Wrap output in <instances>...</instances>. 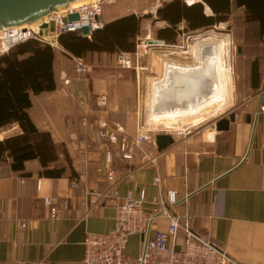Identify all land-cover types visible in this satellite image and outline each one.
Wrapping results in <instances>:
<instances>
[{"label":"crops","instance_id":"crops-1","mask_svg":"<svg viewBox=\"0 0 264 264\" xmlns=\"http://www.w3.org/2000/svg\"><path fill=\"white\" fill-rule=\"evenodd\" d=\"M188 4L192 3L188 0ZM231 8L232 19L244 15V8L238 7L235 0ZM204 10L207 15L213 14L206 3ZM104 13L106 22L136 14L128 9L122 14ZM178 29L181 30L180 24ZM242 51L243 48L239 53ZM103 56L109 58L112 54ZM242 57L248 63L246 82L242 88L236 86L232 108L221 113L226 116L236 113L229 130L218 131L215 123H208L197 132L186 133L187 129L182 128V134H177L179 127L174 128L177 130L171 133L173 143L168 148L159 150L157 144L152 148L157 156L154 166L140 165L139 157L134 164L116 159L114 182L108 180L105 171V147L96 121L86 118L87 95L100 90L103 84L98 75L102 72L90 67L85 76L78 72L68 87L57 86L53 91L33 95V120L41 130L50 132L56 142L65 143L77 176H41L37 160L26 163L25 171L31 174L23 175L12 170L9 159L0 161V264H62L82 260L87 234L107 233L115 227L114 205L85 206L87 193L111 187L121 197L131 194L138 198L145 191L148 211L157 207L155 199L166 198L169 192L176 191L177 213L186 217L193 229L207 234L243 264H264V56ZM254 60L262 61L257 86L251 75ZM100 91L110 96L108 119L135 136L141 123L136 87H121L110 80ZM62 94L73 96L70 116L75 117L76 124L66 125L55 117L61 119L56 111L61 110L58 99ZM50 110L55 112L51 114ZM143 110L146 121V104ZM13 126L19 128L18 133L22 131L18 124ZM61 158L64 159L63 154ZM157 175L161 176L160 183L155 180ZM75 179L78 187L72 186ZM46 197H53L58 206L62 205L60 217H51ZM168 225V218L159 217L152 228L166 229ZM180 237L183 238L182 232ZM127 249L129 254L138 256L140 238L132 236Z\"/></svg>","mask_w":264,"mask_h":264},{"label":"built area","instance_id":"built-area-1","mask_svg":"<svg viewBox=\"0 0 264 264\" xmlns=\"http://www.w3.org/2000/svg\"><path fill=\"white\" fill-rule=\"evenodd\" d=\"M170 1L172 0H160V5ZM184 1L188 3V0ZM104 5V0L87 1L76 7L69 5L64 10L53 11L39 23L4 27L0 32V59L30 39L61 49L58 38L62 33L79 32L91 37L95 30L105 25ZM72 14H78L79 19L69 21L68 17ZM43 22L47 23V27L42 28ZM51 23H54L53 31ZM84 26L90 29L87 35L82 33ZM180 29L184 27L180 26ZM75 60L78 62V72H85L83 59ZM116 60L123 68H137L128 53L117 54ZM102 95L99 104L105 107L108 104L107 98L105 94ZM96 125L105 147L104 167L108 180H115V159L134 164L139 157L142 166L156 164L157 156L152 152V148L156 147V140L141 123L135 136L128 135L121 124L109 121L104 116L96 121ZM182 133L183 130L177 131V134ZM155 180L160 183L161 176L157 175ZM72 186H79L77 179L72 181ZM154 201L157 207L148 211L145 208V191L138 198L131 194L121 197L118 192H112V187L104 191H89L84 205L100 207L112 203L116 211L115 227L107 233H88L84 241L83 259L62 264H243L228 255L207 234L193 229L186 217L182 218L177 213L179 199L176 191L169 192L166 198ZM45 202L51 207V217H60L62 205L58 206L53 197H46ZM159 217L168 218L169 225L166 229L154 230L152 227ZM181 232L183 238L180 237ZM132 236L140 238V251L136 257L130 256L127 249Z\"/></svg>","mask_w":264,"mask_h":264},{"label":"trees","instance_id":"trees-1","mask_svg":"<svg viewBox=\"0 0 264 264\" xmlns=\"http://www.w3.org/2000/svg\"><path fill=\"white\" fill-rule=\"evenodd\" d=\"M235 1L238 7L244 8V15L236 18L242 29H246L242 55L264 56V0ZM204 3L212 9V15L205 13ZM231 7L232 0H202L192 4L182 0L167 2L157 13L167 23L159 37L168 43H175L178 26L182 22L186 24V29L212 27L229 19ZM140 21L136 14H129L107 22L91 37L79 32L62 33L58 38L60 51L74 61L76 58L85 59L90 54L131 53L135 51ZM60 51L47 43L30 39L0 59V132L15 123L22 130L20 134L0 140V161L9 159L12 170L23 175L31 174L25 171L26 163L37 160L41 176H77L65 143L56 142L50 132L41 130L31 115L32 96L53 91L58 86L56 65L60 60ZM251 75L257 86L261 81L262 61L254 60Z\"/></svg>","mask_w":264,"mask_h":264},{"label":"rangeland","instance_id":"rangeland-1","mask_svg":"<svg viewBox=\"0 0 264 264\" xmlns=\"http://www.w3.org/2000/svg\"><path fill=\"white\" fill-rule=\"evenodd\" d=\"M105 1V11L110 12L111 14H122L124 11L128 9L129 12H134L138 17L141 18L140 21V30L139 34L136 38V47L135 51L129 53L130 57L136 64V67L133 68H123L119 66L117 63V54L121 52H117L115 54H112L109 58H105L103 54H90L83 60L84 65L86 66V72L89 71L90 67L94 68L97 71H100L98 76V80L102 81V86H106V83L110 80H112L115 84H121V87H127L133 85L137 89V98H138V109L137 113L140 115L141 118V125H143L144 129H147L151 134H158V133H172L177 129H171L163 125H159L156 127L149 126L146 121L144 120V104H145V97L146 92L148 89V82L147 77L152 75L160 76L162 75L163 66H164V59L170 58L171 60H179L181 61H192L193 60V47L195 46L196 41L198 40V36L202 34L209 33V35H218L223 36L225 38H228L230 42V66L232 68V91H231V102L227 104L221 111H218L214 113L213 111L217 106H213L211 108L206 109L203 111V120L201 122H197L194 126L186 125L183 126L182 123L175 124L176 128L178 129L184 128L186 130V133L189 131L197 132L204 128V126H207L208 123L212 124L215 123V120L220 117L222 112L225 110L232 108L234 104V97H235V90L236 86L238 88H242V83L246 82V71L248 69V63L244 58L242 57V53H239V45H245V41L243 36H245L246 29H242V25L240 21L235 20L233 21V13L229 14V19L226 21H223L222 23H217L212 27H203L199 29H186L184 22L180 24V26H183L184 29L177 30L179 31L178 35V41L175 43H168L164 39H161L159 37L161 29L167 27L166 21L160 19L158 17V14L155 12L156 8L159 9L160 7H163V5H160V0H104ZM184 1V0H182ZM196 1V0H195ZM195 1H190L191 3ZM185 2V1H184ZM209 11V8L207 9ZM105 18V14H104ZM106 21V20H105ZM231 21V22H230ZM107 22H105L106 24ZM227 23V24H226ZM160 39L164 40L167 45H169V48L167 49H156L155 51L151 52L150 48L151 46L147 45V39ZM184 45V46H183ZM245 46L241 47L244 49ZM61 49H57L59 52ZM127 53V52H125ZM162 53V54H161ZM264 53V52H263ZM60 60L58 61V64L56 65V76L58 81V88L61 87H68L71 85L72 79L76 76L78 73V62L74 61L71 58H68L63 55V53L60 51ZM161 56V58L159 57ZM192 55V56H191ZM61 65V68H60ZM108 65V66H107ZM108 67V69H107ZM59 68L61 70H59ZM107 69V70H106ZM63 73H66V75L62 78ZM80 73V72H79ZM81 74V73H80ZM66 80L69 82L67 83ZM93 80L90 79V83H92ZM102 86L99 88L102 89ZM98 89V88H97ZM98 90V92L94 93L92 92L90 95H87V107L88 111L86 114V118L88 121L91 119H94L97 121L101 116H104L107 120L108 119V104L110 101V96L106 92H101ZM102 94H105L107 98V106H102L99 104ZM36 99V98H35ZM61 110H57L56 113L61 115V119H59L57 116H55L61 123H65L68 125L70 122H75V117H71L70 112L74 108L72 106V103H74L73 96L68 95V97L64 96V94L61 95V98L58 99ZM35 101V100H34ZM104 107V108H103ZM104 109V111H103ZM209 111V112H208ZM51 114L55 112V110H50ZM43 115V114H42ZM225 116V115H222ZM191 119L185 118V123H189ZM14 124L8 125L5 128H3L0 132V140H3L7 137L14 136L18 133L17 129H19L16 126H13ZM60 125V124H59ZM20 127V126H19ZM21 128V127H20ZM73 128L74 124H73ZM98 128V127H97ZM99 134V133H98ZM100 137V136H99ZM101 140V139H100ZM102 141V140H101ZM116 160V159H115ZM120 161V160H119ZM116 161H114L113 165ZM114 167V166H113ZM131 250V249H130ZM129 253V252H128ZM132 253V252H131ZM130 256L135 257V255L130 254Z\"/></svg>","mask_w":264,"mask_h":264},{"label":"bare ground","instance_id":"bare-ground-1","mask_svg":"<svg viewBox=\"0 0 264 264\" xmlns=\"http://www.w3.org/2000/svg\"><path fill=\"white\" fill-rule=\"evenodd\" d=\"M87 1L92 0L77 1L70 5L76 7ZM197 39L191 62L164 59L162 75L151 74L147 77L146 122L174 129L175 124L185 123V118H190L189 123L194 126L204 119L203 111L206 109L215 105L217 107L213 112L216 113L228 104L232 90L230 42L228 38L209 33L199 35ZM149 40L152 39H147L146 46H151V52L169 48L167 44H150ZM181 73L196 79L195 86L189 91H176V76Z\"/></svg>","mask_w":264,"mask_h":264},{"label":"water","instance_id":"water-1","mask_svg":"<svg viewBox=\"0 0 264 264\" xmlns=\"http://www.w3.org/2000/svg\"><path fill=\"white\" fill-rule=\"evenodd\" d=\"M82 0H0V32L4 27L21 26L26 24H35L42 22L53 11H61L73 2ZM202 1V0H200ZM158 13V9L155 11ZM79 19L78 14L69 15L68 20L73 21ZM47 27V23L42 24V28ZM51 30H54V23H51ZM82 33L87 35L90 33L88 26L82 28ZM150 44H166L164 40L152 39ZM241 52V47H239ZM176 91L186 92L192 89L196 84V79L187 74L181 73L176 76ZM236 119V113L230 112L227 116H220L215 120V128L218 131L229 130L230 125ZM156 144L159 150H164L173 143L171 133L156 134Z\"/></svg>","mask_w":264,"mask_h":264}]
</instances>
